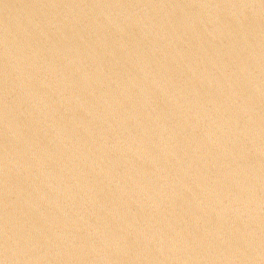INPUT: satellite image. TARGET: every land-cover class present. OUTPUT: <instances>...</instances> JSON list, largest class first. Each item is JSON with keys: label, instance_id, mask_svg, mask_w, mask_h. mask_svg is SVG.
I'll return each mask as SVG.
<instances>
[{"label": "water", "instance_id": "water-1", "mask_svg": "<svg viewBox=\"0 0 264 264\" xmlns=\"http://www.w3.org/2000/svg\"><path fill=\"white\" fill-rule=\"evenodd\" d=\"M0 264H264V0H0Z\"/></svg>", "mask_w": 264, "mask_h": 264}]
</instances>
